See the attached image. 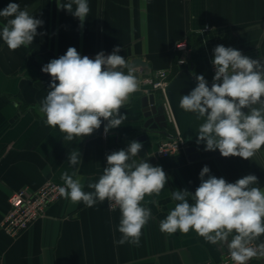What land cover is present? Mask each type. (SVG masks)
I'll return each mask as SVG.
<instances>
[{"label": "crops", "instance_id": "obj_1", "mask_svg": "<svg viewBox=\"0 0 264 264\" xmlns=\"http://www.w3.org/2000/svg\"><path fill=\"white\" fill-rule=\"evenodd\" d=\"M69 0H0V10L18 3L20 10L43 21L31 45L10 50L0 38V222L9 208L11 192L36 189L48 180L64 184V172L79 178L85 192L107 166L106 155L127 148L143 133L149 136L147 153L153 155L164 129L144 127L141 97L150 93L144 79L157 69L177 68L181 53L175 45L185 39L190 47L187 60L194 75L209 80L213 49L217 45L233 47L248 57L264 56V0H87L90 12L80 28V21L57 5ZM76 5L73 4V11ZM7 19L0 17V31ZM118 53L133 67L138 90L131 93L121 109L127 119L108 133L104 121L92 135L64 140V133L46 126L39 111L46 97L51 76L41 71L43 65L75 47L83 56L97 51ZM127 73V69H123ZM58 83V81H57ZM79 150L83 162L70 166L68 154ZM219 150L199 149L200 157L188 160L184 151L167 157H155L153 166L163 168L168 176L158 196L146 197L151 217L142 228L139 246L118 245L121 212L109 208L107 201L87 207L60 197L45 214L16 237L0 227V264H194L218 261L227 252V242L213 245L194 230L182 234L160 231L177 201L171 193L187 189L194 193L200 184L204 166L217 178L234 183L248 174L258 178L256 187L264 190V148L245 160L222 157ZM140 162L138 156L134 158ZM189 202L193 203L191 198ZM143 203V202H142ZM231 236L229 237V241ZM255 243H264L261 235ZM248 264H264L257 257Z\"/></svg>", "mask_w": 264, "mask_h": 264}, {"label": "clouds", "instance_id": "obj_2", "mask_svg": "<svg viewBox=\"0 0 264 264\" xmlns=\"http://www.w3.org/2000/svg\"><path fill=\"white\" fill-rule=\"evenodd\" d=\"M57 7L78 18L80 28L90 12L87 0H69ZM0 17L10 18L0 38L13 51L31 45L43 25L42 20L20 10L18 3H9L0 10ZM120 51V46H115L111 54L101 51L92 59L69 47L64 55L42 66L41 71L52 78L51 90L39 106L46 126L58 127L65 134L64 140L74 141L92 135L104 121L105 133L123 124L127 115L121 109L139 85L133 67L118 54ZM213 53L215 74L211 87L204 75H195L197 86L180 99L179 106L196 114L198 120L204 118L196 143L203 142L205 151L219 150L225 158L250 160L264 146V64L224 45H217ZM246 108L247 114L243 111ZM142 147L140 142L131 141L127 148L107 154L103 174L97 182L87 185L94 191L85 192L80 179L73 178L75 172L61 176L62 197L87 207L105 200L110 208L119 207L121 219L115 231L121 237L114 239L118 245L139 246L142 228L151 217L147 205L156 203L145 198L158 196L168 180L162 167L134 159ZM68 162L73 167L83 162L78 149L68 154ZM199 179L194 193L187 189L171 193L172 200L178 203L161 220L160 231L187 234L194 230L213 245L227 242L234 264L264 257V243L254 244L264 235V190L254 186L259 182L257 176L248 174L229 183L204 166Z\"/></svg>", "mask_w": 264, "mask_h": 264}, {"label": "built area", "instance_id": "obj_3", "mask_svg": "<svg viewBox=\"0 0 264 264\" xmlns=\"http://www.w3.org/2000/svg\"><path fill=\"white\" fill-rule=\"evenodd\" d=\"M175 49L181 53V57L177 59L178 65H185L188 63L187 56L190 52V47L187 41L183 39L175 45ZM101 51L93 52L90 54H85L83 56H88L94 59L95 55ZM105 55L111 54L110 51H103ZM212 76L215 74L213 65H211ZM170 78V70L166 68L157 69L154 75L146 77L144 79L145 83L148 85L150 92H159L163 94L165 85ZM165 109L167 112L168 120H172L169 109L166 105ZM185 146L178 138L177 134H169L159 140L154 155L156 157H167L176 154L180 151H184ZM64 186L48 180L36 189L22 188L11 192L8 203L9 208L5 215L3 216L0 227L10 236L16 237L24 229H26L35 220L41 218L48 206L58 200L61 195L59 193V188ZM107 201V200H106ZM109 207V202L107 201ZM110 208V207H109ZM255 245H258L254 242ZM257 258V257H256ZM251 259L247 262L255 260ZM194 264H234L229 255V250L223 254V256L218 261H205L198 262Z\"/></svg>", "mask_w": 264, "mask_h": 264}, {"label": "water", "instance_id": "obj_4", "mask_svg": "<svg viewBox=\"0 0 264 264\" xmlns=\"http://www.w3.org/2000/svg\"><path fill=\"white\" fill-rule=\"evenodd\" d=\"M250 58L260 60L264 64V56H253ZM194 76L191 66H179L178 70L171 76L164 87L165 102L170 111L177 136L185 146L184 152L188 160L198 159L200 157L199 149L205 147L203 142L199 145L196 143L198 128L204 123V118L198 120L196 114L185 112L179 106L180 99L197 86ZM207 81L208 86L211 87L212 80ZM261 99L264 100V97ZM254 107H259V105ZM141 108L143 116L146 118L144 121L145 128L149 130H161L167 126L165 105L154 93H148L141 97ZM243 111L247 114L249 109L246 108ZM161 132L164 135H168L167 131L163 130ZM148 139L149 136L143 133L137 136L134 141H138L143 145L141 151L138 153L139 160L142 159L153 164L155 157L147 153L145 144ZM261 148H264V146Z\"/></svg>", "mask_w": 264, "mask_h": 264}, {"label": "trees", "instance_id": "obj_5", "mask_svg": "<svg viewBox=\"0 0 264 264\" xmlns=\"http://www.w3.org/2000/svg\"><path fill=\"white\" fill-rule=\"evenodd\" d=\"M176 71H177V68H174L172 74H174ZM210 79H212V76L210 77ZM210 79H209V80H210ZM170 125H171V124H170ZM172 132L174 133V129H173V128H172Z\"/></svg>", "mask_w": 264, "mask_h": 264}]
</instances>
